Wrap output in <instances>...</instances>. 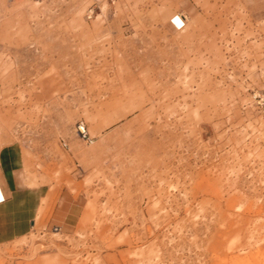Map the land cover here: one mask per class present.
Instances as JSON below:
<instances>
[{
  "label": "rangeland",
  "instance_id": "obj_1",
  "mask_svg": "<svg viewBox=\"0 0 264 264\" xmlns=\"http://www.w3.org/2000/svg\"><path fill=\"white\" fill-rule=\"evenodd\" d=\"M3 147L85 198L0 264H264V0H0Z\"/></svg>",
  "mask_w": 264,
  "mask_h": 264
},
{
  "label": "crops",
  "instance_id": "obj_2",
  "mask_svg": "<svg viewBox=\"0 0 264 264\" xmlns=\"http://www.w3.org/2000/svg\"><path fill=\"white\" fill-rule=\"evenodd\" d=\"M80 174L71 173L69 178ZM29 180L21 167L13 165L9 147H3L0 150V250L39 230L70 234L83 215V193L76 194L68 187L31 185Z\"/></svg>",
  "mask_w": 264,
  "mask_h": 264
},
{
  "label": "built area",
  "instance_id": "obj_3",
  "mask_svg": "<svg viewBox=\"0 0 264 264\" xmlns=\"http://www.w3.org/2000/svg\"><path fill=\"white\" fill-rule=\"evenodd\" d=\"M76 129L77 132L81 135V137L85 138L88 136L87 128L83 122L79 123ZM63 148L68 149V144L63 143Z\"/></svg>",
  "mask_w": 264,
  "mask_h": 264
},
{
  "label": "bare ground",
  "instance_id": "obj_4",
  "mask_svg": "<svg viewBox=\"0 0 264 264\" xmlns=\"http://www.w3.org/2000/svg\"><path fill=\"white\" fill-rule=\"evenodd\" d=\"M182 21H181V19H179V18H176V16L175 17H173V18H171L168 22H167V24H168V26L170 27V28H172V29H178V28H180V26L182 25ZM64 202V201H63ZM65 203V202H64ZM60 207L61 206H59L58 208L60 209ZM57 208V207H56ZM70 208V207H69ZM68 233V232H67Z\"/></svg>",
  "mask_w": 264,
  "mask_h": 264
}]
</instances>
